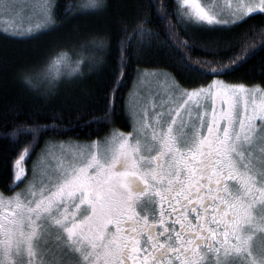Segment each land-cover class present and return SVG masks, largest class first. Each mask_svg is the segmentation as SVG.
<instances>
[{"label": "snow or ice", "instance_id": "1", "mask_svg": "<svg viewBox=\"0 0 264 264\" xmlns=\"http://www.w3.org/2000/svg\"><path fill=\"white\" fill-rule=\"evenodd\" d=\"M91 4L100 7L102 0ZM193 6L208 25L229 24ZM43 8L46 21L54 17V0ZM238 8L233 26L264 14V0H241ZM146 9L160 10L165 20L169 15L167 0L140 5L134 21L121 22V57L135 47L140 60L162 47L151 42L159 30L153 31ZM129 27L133 37L139 33L149 42L133 45L126 39ZM259 47L264 49V37ZM246 55L224 35L201 63L219 75L235 71ZM119 72L117 84L125 69ZM140 121L138 134L121 133L104 154L69 146L60 165L41 173L27 191L0 193V264H253L257 249L264 248L254 244L259 232L252 228L253 209L264 204V87L222 80L190 91L175 85ZM29 123L17 121L12 135L35 138L39 128ZM28 153L26 143L14 162L15 181L22 179ZM151 191L159 197L158 213L151 196L144 200L146 210L137 211ZM52 226L66 239L49 260L44 245Z\"/></svg>", "mask_w": 264, "mask_h": 264}, {"label": "trees", "instance_id": "2", "mask_svg": "<svg viewBox=\"0 0 264 264\" xmlns=\"http://www.w3.org/2000/svg\"><path fill=\"white\" fill-rule=\"evenodd\" d=\"M81 0H54L53 24L33 35L18 36L0 30V192L11 191L13 166L23 146L29 153L22 162L31 164L43 146L54 139L90 141L111 129L125 131L130 122L126 96L138 72L169 73L181 87L206 84L214 77L247 86L264 87V14L246 16L238 25H208L187 16L176 0H167L168 17L145 10L158 38L148 54L137 60L135 47L121 57L117 37L121 22L134 21L140 5L150 0H102L100 7L79 10ZM157 5L162 0H153ZM76 7V8H75ZM179 9V11H177ZM133 45L149 42L133 37ZM110 34V36H106ZM224 35L247 55L235 71L211 75L206 64L217 41ZM256 39L253 40L252 37ZM230 55L231 53H225ZM51 67V69H49ZM124 68L122 80L119 69ZM113 88L117 90L112 91ZM17 121L38 126L35 138L17 132ZM15 147V151H14Z\"/></svg>", "mask_w": 264, "mask_h": 264}, {"label": "rangeland", "instance_id": "3", "mask_svg": "<svg viewBox=\"0 0 264 264\" xmlns=\"http://www.w3.org/2000/svg\"><path fill=\"white\" fill-rule=\"evenodd\" d=\"M176 1L187 16L201 23L207 24L206 21L202 22L199 20L196 8L193 5H199L204 13L211 16L214 20L224 19L231 24L232 20L239 19V16L236 14L239 12L238 5L241 3V0ZM45 2L46 0H0V30L18 36H26L48 28L53 24V17L47 21L45 20L43 8ZM76 6L79 10H86L92 6L91 0H81ZM213 80H222L227 84H240L225 81L220 77H214L199 87L206 88ZM175 85L178 84L174 78L164 71L149 69L137 73L126 96V114L130 122L129 129L131 130L128 133L135 135L142 130L140 114L146 109L151 110L153 103H158L161 97H166L169 89ZM244 86L245 88L252 87ZM192 88L187 89L190 91ZM153 116H155L154 112ZM120 134L121 131L114 128L97 140L83 141L71 138L48 141L35 156L31 164H21V167L24 169L20 173L22 179L15 181L13 174L12 184H15V186H12L10 192L3 194L11 196L14 193H20L22 190L27 191L29 186L38 181L41 173L50 172L52 168L60 165L65 158V152L69 146H78L85 152L104 154L106 151L117 146ZM253 214L257 217H264V204L257 205L253 209ZM58 236L61 239H57ZM65 239L66 233L58 230L56 226H52L51 235L47 237V244L44 245V248L48 250L46 256L49 260L57 258V255L64 246ZM261 243H264V240L261 239V234L257 233L254 238V244L258 247Z\"/></svg>", "mask_w": 264, "mask_h": 264}, {"label": "clouds", "instance_id": "4", "mask_svg": "<svg viewBox=\"0 0 264 264\" xmlns=\"http://www.w3.org/2000/svg\"><path fill=\"white\" fill-rule=\"evenodd\" d=\"M252 228L255 232L264 233V217H257L252 223ZM253 264H264V248L257 249Z\"/></svg>", "mask_w": 264, "mask_h": 264}, {"label": "flooded vegetation", "instance_id": "5", "mask_svg": "<svg viewBox=\"0 0 264 264\" xmlns=\"http://www.w3.org/2000/svg\"><path fill=\"white\" fill-rule=\"evenodd\" d=\"M129 131H131L130 129H128V130H125V131H121V133H123V134H125V135H127V134H129L128 132ZM95 140H97V139H95ZM129 140L131 141V137H129ZM147 196H151L152 197V207L157 211V213H158V211H159V203H158V200H159V197L158 196H156L155 195V191H151V192H149L148 194H146V197H142L141 199V201L140 202H138L137 203V211H145L146 209H145V204H144V200L147 198ZM169 223H170V221H169ZM179 226L177 225V228H178Z\"/></svg>", "mask_w": 264, "mask_h": 264}]
</instances>
